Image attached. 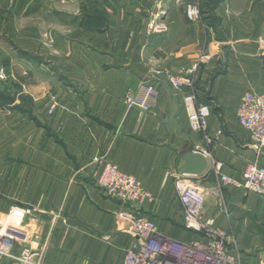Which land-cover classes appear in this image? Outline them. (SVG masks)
Segmentation results:
<instances>
[{
	"label": "crops",
	"instance_id": "0c3cea01",
	"mask_svg": "<svg viewBox=\"0 0 264 264\" xmlns=\"http://www.w3.org/2000/svg\"><path fill=\"white\" fill-rule=\"evenodd\" d=\"M0 0V226L24 211L11 256L29 252L38 264H121L133 242L128 209L96 185L97 159L134 177L154 200L135 211L163 235L182 242L178 169L206 149L222 175L241 181L246 167H264L237 122L246 92L264 96V1ZM200 57L196 90L210 108L206 147L190 130L176 74ZM160 72V75L155 72ZM151 87L148 111L124 103ZM51 99L58 106L48 114ZM194 176L204 193V220L227 235L233 264H264V198L221 184L211 161ZM57 216L56 219L53 217Z\"/></svg>",
	"mask_w": 264,
	"mask_h": 264
},
{
	"label": "built area",
	"instance_id": "2783aa9c",
	"mask_svg": "<svg viewBox=\"0 0 264 264\" xmlns=\"http://www.w3.org/2000/svg\"><path fill=\"white\" fill-rule=\"evenodd\" d=\"M185 15L191 22L200 19V11L196 3L185 5ZM207 57H200L191 67L176 74L165 72L169 85L181 93L183 108L187 114L191 131L201 133L206 147L213 144L221 132L215 135L207 133L208 117L211 110L200 104L196 90V79L200 64ZM160 75V72H155ZM5 79V70L0 67V80ZM144 95L137 99L134 89H127L124 103L141 111H148L154 100L151 87H145ZM57 109L56 101L52 100L48 112L53 114ZM237 122L248 134L249 146L257 156L264 155V96L255 92H246L240 99L237 110ZM209 159L214 173L221 184L234 186L242 191L253 193L264 198V167L250 164L242 174L241 181L230 179L221 173L222 164L215 162L206 149L199 152ZM99 171L96 185L103 193L129 207L117 212V217L130 225V235L133 242L125 251L121 264H233L228 253L227 235L218 228L212 219L204 220L201 209L204 203V193L199 181L194 176L182 178L177 186V194L181 205L182 223L186 230L195 233L198 238L193 241H177L160 233L153 222L138 214L135 209L144 202L154 200L140 183L132 176L122 173L115 165L100 158L96 160ZM24 211L15 209L7 218V224L0 229V255L11 256V249L18 236L16 225L19 224ZM14 220H17L15 223ZM15 232H14V231ZM29 252H23L16 258L18 264H33ZM38 264V263H37Z\"/></svg>",
	"mask_w": 264,
	"mask_h": 264
},
{
	"label": "water",
	"instance_id": "95a60500",
	"mask_svg": "<svg viewBox=\"0 0 264 264\" xmlns=\"http://www.w3.org/2000/svg\"><path fill=\"white\" fill-rule=\"evenodd\" d=\"M207 169V160L200 154H190L184 160V164L178 169L182 175L198 176Z\"/></svg>",
	"mask_w": 264,
	"mask_h": 264
},
{
	"label": "rangeland",
	"instance_id": "374dc122",
	"mask_svg": "<svg viewBox=\"0 0 264 264\" xmlns=\"http://www.w3.org/2000/svg\"><path fill=\"white\" fill-rule=\"evenodd\" d=\"M256 1H259V0H256ZM260 1H264V0H260ZM192 3H196L197 4V6H198V9H199V11L201 12V6H200V4L198 3V1L197 0H192L191 1ZM200 16H201V14H200ZM52 100H54V99H51V101H50V103H49V106H50V104H51V102H52ZM55 101V100H54ZM57 103V102H56ZM57 106H58V104H57ZM48 109H49V107H48ZM56 111V110H55ZM48 114H49V112H48ZM51 115V114H50ZM8 215H9V213L6 215V217H5V219H4V221H3V223H2V225L0 226V229L5 225V224H7V218H8ZM54 219H56L57 218V216H54L53 217ZM22 219V218H21ZM21 221V220H20ZM20 223L21 222H19V224H17L16 225V231H17V233H19V227H20ZM14 231V230H13ZM15 232V231H14ZM33 264H37V263H34L33 262Z\"/></svg>",
	"mask_w": 264,
	"mask_h": 264
},
{
	"label": "bare ground",
	"instance_id": "6f19581e",
	"mask_svg": "<svg viewBox=\"0 0 264 264\" xmlns=\"http://www.w3.org/2000/svg\"><path fill=\"white\" fill-rule=\"evenodd\" d=\"M14 222L16 223V222H17V220H14Z\"/></svg>",
	"mask_w": 264,
	"mask_h": 264
},
{
	"label": "trees",
	"instance_id": "16d2710c",
	"mask_svg": "<svg viewBox=\"0 0 264 264\" xmlns=\"http://www.w3.org/2000/svg\"><path fill=\"white\" fill-rule=\"evenodd\" d=\"M200 14H201V12H200Z\"/></svg>",
	"mask_w": 264,
	"mask_h": 264
}]
</instances>
